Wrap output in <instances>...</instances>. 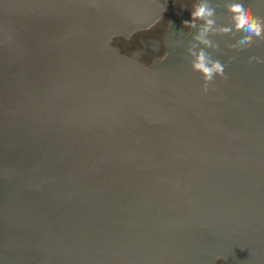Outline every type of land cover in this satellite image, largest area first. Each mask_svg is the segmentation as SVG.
<instances>
[{
  "label": "water",
  "instance_id": "1",
  "mask_svg": "<svg viewBox=\"0 0 264 264\" xmlns=\"http://www.w3.org/2000/svg\"><path fill=\"white\" fill-rule=\"evenodd\" d=\"M166 2L0 0V264H264V38L212 35L204 92L195 28L149 68L110 45Z\"/></svg>",
  "mask_w": 264,
  "mask_h": 264
},
{
  "label": "clouds",
  "instance_id": "2",
  "mask_svg": "<svg viewBox=\"0 0 264 264\" xmlns=\"http://www.w3.org/2000/svg\"><path fill=\"white\" fill-rule=\"evenodd\" d=\"M228 10L233 14L232 27L217 29L216 10L208 3V0H201L191 13V21H185V23H192L196 20L202 21L199 25L192 23V27L196 29V34L192 37L194 42L189 45L187 54L192 58L191 68L202 74L205 81L204 92L208 91L209 84L214 78L224 76L226 67L221 60L214 59L212 54L206 51L212 49L214 52L219 48V45L210 38L212 35L218 31L229 33L234 27L236 31L245 33L235 45H232V47L241 49L250 47L253 43V37L264 38V21L252 16L244 3H232ZM256 59V57H251L250 62ZM258 62L264 63V61Z\"/></svg>",
  "mask_w": 264,
  "mask_h": 264
},
{
  "label": "flooded vegetation",
  "instance_id": "3",
  "mask_svg": "<svg viewBox=\"0 0 264 264\" xmlns=\"http://www.w3.org/2000/svg\"><path fill=\"white\" fill-rule=\"evenodd\" d=\"M199 0H167L161 18L152 26L134 32L129 38L115 37L111 46L119 54L128 59H134L138 64L149 68L156 61H161L168 55L167 40L171 32L179 30L188 36L192 30L191 13ZM216 264H222L220 260Z\"/></svg>",
  "mask_w": 264,
  "mask_h": 264
}]
</instances>
